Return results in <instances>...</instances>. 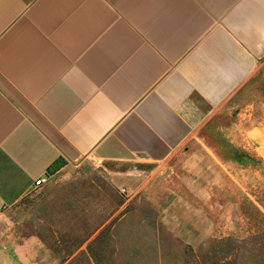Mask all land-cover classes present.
Wrapping results in <instances>:
<instances>
[{
	"label": "crops",
	"instance_id": "obj_1",
	"mask_svg": "<svg viewBox=\"0 0 264 264\" xmlns=\"http://www.w3.org/2000/svg\"><path fill=\"white\" fill-rule=\"evenodd\" d=\"M263 72L264 0H0V214L62 163L167 158Z\"/></svg>",
	"mask_w": 264,
	"mask_h": 264
},
{
	"label": "rangeland",
	"instance_id": "obj_2",
	"mask_svg": "<svg viewBox=\"0 0 264 264\" xmlns=\"http://www.w3.org/2000/svg\"><path fill=\"white\" fill-rule=\"evenodd\" d=\"M264 72L163 160L62 163L0 214V264H264ZM256 208L261 213H257Z\"/></svg>",
	"mask_w": 264,
	"mask_h": 264
},
{
	"label": "built area",
	"instance_id": "obj_3",
	"mask_svg": "<svg viewBox=\"0 0 264 264\" xmlns=\"http://www.w3.org/2000/svg\"><path fill=\"white\" fill-rule=\"evenodd\" d=\"M48 176H44V177H41V178H38L35 180V186L36 187H40V186H43L46 181L48 180Z\"/></svg>",
	"mask_w": 264,
	"mask_h": 264
},
{
	"label": "trees",
	"instance_id": "obj_4",
	"mask_svg": "<svg viewBox=\"0 0 264 264\" xmlns=\"http://www.w3.org/2000/svg\"><path fill=\"white\" fill-rule=\"evenodd\" d=\"M256 211L258 214L261 213V212H259V210L257 208H256ZM256 236L258 237L257 239H259L261 236H264V233L257 232Z\"/></svg>",
	"mask_w": 264,
	"mask_h": 264
}]
</instances>
